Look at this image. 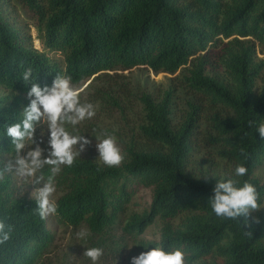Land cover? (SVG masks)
Segmentation results:
<instances>
[{
  "label": "trees",
  "instance_id": "1",
  "mask_svg": "<svg viewBox=\"0 0 264 264\" xmlns=\"http://www.w3.org/2000/svg\"><path fill=\"white\" fill-rule=\"evenodd\" d=\"M257 48L264 54V0H0V159L14 154L6 129L22 121L35 98L28 96L31 83L51 87L57 74L79 85L115 69L182 70L177 80L195 96L176 119L170 84L159 95L142 92L134 97L138 111L130 121L124 107L100 91L98 105L120 111L122 125L113 130L124 161L108 167L76 158L62 165L58 177L65 188L46 219L6 174L0 221L12 231L0 244V264H36L55 239L50 223L84 225L95 235L120 224L145 251L163 246L181 248L201 264H264V212L226 219L208 202L216 181L228 178L238 186L252 183L260 207L264 202V182L254 175L264 161L257 131L264 122V57ZM207 147L213 155L205 159ZM239 164L245 176L234 175ZM141 190L150 192L149 203L128 214ZM154 225L158 239H139Z\"/></svg>",
  "mask_w": 264,
  "mask_h": 264
},
{
  "label": "clouds",
  "instance_id": "2",
  "mask_svg": "<svg viewBox=\"0 0 264 264\" xmlns=\"http://www.w3.org/2000/svg\"><path fill=\"white\" fill-rule=\"evenodd\" d=\"M31 75L32 69L29 67L23 73V81L28 82ZM28 96L35 98L24 108L22 121L6 129L15 155L13 160L7 162L0 159V165H3L0 167V181L5 179L7 173L14 171L17 177L25 181L31 180L30 184L43 183V186L36 188L31 195L38 205L36 211L39 217L46 219L50 214H55L58 208L57 203L52 199L56 191L55 175L60 172L62 165L72 166L75 159L80 156L84 145L91 143L84 135L78 133L75 126L85 119L94 117L96 108L92 103H81L80 90L73 85L72 78L67 75L57 74L51 87L45 85L41 88L39 84L31 83ZM42 122H46L50 130V151L47 157L43 156L44 149L38 145L34 149L28 147L29 142L35 144L36 127ZM253 123L255 122L250 121V126ZM66 125L73 126V132H69ZM257 131L261 139H264V122L259 123ZM96 140L98 159L108 167L121 165L125 155L114 132L109 133L104 130ZM26 147L29 150L24 155L22 153ZM241 151L243 153V150ZM3 155L0 153V156ZM45 165L50 166L52 173L46 181L42 175L37 176ZM247 171L244 165L239 164L235 168L234 175L242 177ZM238 184L239 182L234 178L216 181L212 189L214 195L208 200L216 216L236 220L240 217L247 218L254 211L261 209L256 187L248 181H244L242 186ZM245 222L247 223V220ZM253 222L260 223L258 218H254ZM5 229V223L0 221V244L10 239L12 226H7V231ZM88 236L89 232L86 229L76 233L77 239H85ZM103 254L102 248L89 247L86 248L83 256L89 258L93 264H97ZM131 264H201V261L189 260L187 253L181 248L166 251L163 246H155L132 257Z\"/></svg>",
  "mask_w": 264,
  "mask_h": 264
},
{
  "label": "rangeland",
  "instance_id": "3",
  "mask_svg": "<svg viewBox=\"0 0 264 264\" xmlns=\"http://www.w3.org/2000/svg\"><path fill=\"white\" fill-rule=\"evenodd\" d=\"M20 13L24 19H27L23 12L20 11ZM31 34L34 38V45L40 49L41 44L36 39V32L33 27H31ZM257 53L260 57H264V54L260 53L259 48H257ZM180 73H182V70L177 71L175 74H155L151 70H146L143 67L115 69L100 73L95 77L92 76L81 84L74 85L80 90L81 103H92L96 108V114L94 117L91 119H85L75 126V129L79 134L84 135L85 138L91 141V143L84 145L80 156L77 158H91L102 163L98 159L99 152L96 147V137H98L104 130H107L109 133L114 132L122 152H125L124 146L119 138V133L113 130L115 124L120 123V125H122L118 116L120 111L116 105L111 106L110 110L106 107L99 106L98 103H100V100H96V97L98 98V96H100V91L109 92L112 99H116L117 102L124 107L127 116L126 118L130 121H134L135 115L138 111V106L134 101V97L142 92H151L153 95H159L170 84L174 90L175 118L177 119L178 114L184 105V101L191 99L192 96L195 98L192 92L189 93L186 88L180 85V80H177ZM110 112L113 115L112 118H109ZM115 118L118 122L115 121ZM66 128L69 132H73V126L66 125ZM202 128H206L204 123L202 124ZM49 140L50 130L47 128V123L42 122L36 127L35 144L32 145L31 142H29L28 147L34 149L38 145L44 149L43 156L47 157L50 151ZM28 147L25 148L22 154L26 155L29 150ZM76 147L78 148V145ZM14 155L15 153L13 155H7L2 159L7 162L13 160ZM201 155L205 159H208L212 157L213 153H211L207 147L202 150ZM47 169H49L50 175H52L50 166L45 165V167L37 173V176L42 175L46 181L49 177L46 174ZM7 174L10 175L13 181L15 192L21 196L32 197V192L36 188L43 186V183L39 185L30 184L31 180L25 181L17 177L14 171ZM254 175L264 182V161L255 169ZM58 176H60V172L54 177L56 185V191L52 196V199L54 200L63 193L65 188L64 183L61 182ZM149 193L148 190H141L139 194L130 201L127 213L129 214L135 209L138 210L143 205L148 204L150 201ZM260 210L264 212V202L261 205ZM128 214H126V216H128ZM50 227L53 228V231L55 230V239L48 248L47 253L44 254L36 264H93L89 258L83 256L86 248L89 247H100L104 250V254L97 264H131V258L138 256L146 249H139L135 245V240L127 237L123 232L120 224L111 227L98 235L92 234L84 225L78 227L58 225L57 227H54V224L50 223ZM82 229H86L89 232V236L85 239H77L76 233ZM158 235L157 227L154 225L148 227L141 235H139V239H142V241H152L158 239Z\"/></svg>",
  "mask_w": 264,
  "mask_h": 264
}]
</instances>
